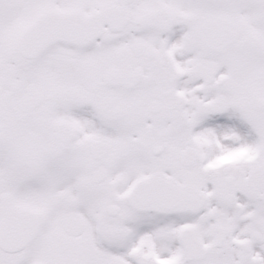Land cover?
Returning <instances> with one entry per match:
<instances>
[{"label":"snow or ice","instance_id":"1","mask_svg":"<svg viewBox=\"0 0 264 264\" xmlns=\"http://www.w3.org/2000/svg\"><path fill=\"white\" fill-rule=\"evenodd\" d=\"M0 264H264V0H0Z\"/></svg>","mask_w":264,"mask_h":264}]
</instances>
